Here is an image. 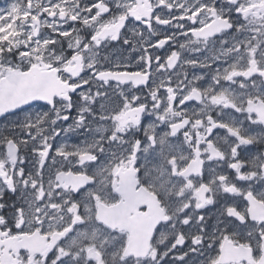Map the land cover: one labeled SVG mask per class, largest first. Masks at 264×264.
<instances>
[{"label":"flooded vegetation","instance_id":"af4514ba","mask_svg":"<svg viewBox=\"0 0 264 264\" xmlns=\"http://www.w3.org/2000/svg\"><path fill=\"white\" fill-rule=\"evenodd\" d=\"M251 2L249 14L264 16ZM15 3L0 80L35 67L60 83L56 98L83 91L69 121L65 108L35 118L36 107L0 121V213L5 191L7 207L24 209L14 232L0 231V264H179L181 252L188 264H264V79L249 71L264 68V20L228 31L208 7L226 10L225 0H100L95 18L85 9L97 0ZM40 45L53 55L25 60ZM101 68L114 83L91 75ZM105 89L101 115L94 100ZM57 141L66 154L45 165ZM129 230L136 256L126 255Z\"/></svg>","mask_w":264,"mask_h":264},{"label":"snow or ice","instance_id":"6c2138e0","mask_svg":"<svg viewBox=\"0 0 264 264\" xmlns=\"http://www.w3.org/2000/svg\"><path fill=\"white\" fill-rule=\"evenodd\" d=\"M225 2L229 3V7L226 10L222 7L216 8L215 4L208 5V7L211 9H215L217 12L220 13V15L224 18V22L227 24V30L228 31H239L242 27H244V24L251 22L249 19V16H251V20H257V19L264 20V16H262L260 14V9H257L256 12H252L251 14H249L248 9L256 7V5L251 2V0H249V2H247V3H245L244 0H225ZM261 3H264V0H261ZM15 7H16L15 0H10L8 8H0V21H7L10 23L11 17H12V11L15 9ZM99 7H100V0H97V4L87 5L85 10L88 11L89 13H92L93 8H97V11L93 14V18H95V16L101 15V13L99 12ZM200 7L203 8L204 5H201ZM110 10L111 9L109 7H105L104 12L107 13ZM225 12L234 13V15L233 16H227V15H225ZM241 21H244V24H242ZM187 24L190 25L189 30L192 32H197L200 30L199 23L197 21L188 20ZM208 35L210 36V35H212V33H209ZM204 38L206 40L208 37L206 36ZM89 40L90 41H93V40L96 41L97 47H99L102 43V40H96L95 33H93L92 35L89 36ZM249 51L255 53L256 48L253 47ZM69 56H71V53H69ZM158 59L159 58H157V62H158ZM144 68H145V65L142 64L140 66V68L128 67L125 70L128 72H131V73H135V72H142L144 70ZM110 71H112V68H107V69L101 68V69H98L96 73H92L91 75H93L94 78L99 80L102 84L114 83V82L106 81L103 79L105 72H110ZM249 71H252L254 75H257L260 78L264 79V68H261L257 65H254L253 68L249 69ZM232 75H236V74L230 73L229 75H226L224 77V79L225 80H231ZM238 75L247 77L248 72H241V73H238ZM82 91H83V89H81L80 92H75V91L71 92L67 96L66 99L55 98V99H51V100L41 99L39 102L31 101L30 106L36 107L37 109H43L42 113H38V115H41L42 117L48 116V115H53V116L59 115V109L65 108V111L68 114L63 115L61 118L64 121H69L70 119H72L73 116L78 115L79 111L81 110L80 101H81V92ZM96 97L97 98L94 100V103L98 105V107L100 109V114L103 115L104 112L106 111V106L109 105V101L111 98L109 97L106 89L104 91L98 90ZM128 99H131V98H128ZM121 106H123V102H122ZM4 119L7 120L8 116L5 115ZM81 120H83V117H81ZM52 123L55 124L56 121L53 120ZM55 148H56V150L53 151V146L48 145L47 155H46V159L44 161L45 165L54 164L56 162V159H55L56 156H62V155L66 154V153H64L63 148L60 146L59 141H57ZM72 155L75 156V153H72ZM13 159H14V157H13ZM75 162L78 163V158ZM232 167H235V165H233ZM80 170L82 171L83 169H80ZM245 170H247V169H245ZM19 171L22 174L24 173L23 168L20 169ZM28 174H31L30 171L27 174H25V176H24L25 183H27V175ZM223 178L224 177L221 176V179H223ZM81 195H85V194L81 193ZM11 199H14V197H12L10 195L9 191H5L4 200H3V204L5 205V207L3 208V212L0 213V217H2L5 220V226L0 227V231L12 230L14 232L15 231V228H14L15 215L18 212L24 210L20 205H14L11 208L7 207L8 203L10 202ZM209 203H211V201ZM9 212H11L13 215L9 216L8 215ZM188 216H189V213L185 212V214H184V224L186 225V227L184 229L185 232H188L192 228V221L188 218ZM199 220H200L202 225H206L207 222H206L204 215H200ZM232 222L235 223L236 221L233 220ZM160 227L163 228V227H165V225L162 224ZM197 235H200V233H197ZM213 238L214 237L211 235L208 237L207 245H209V246L211 245ZM201 243H204V241H201ZM189 250L195 251V247L193 245H189ZM54 258H55L54 256L49 257V261H51ZM178 259H179V264H188L187 253L181 252L179 254ZM211 259L212 258H209L207 261L202 262V264H211Z\"/></svg>","mask_w":264,"mask_h":264},{"label":"water","instance_id":"95a60500","mask_svg":"<svg viewBox=\"0 0 264 264\" xmlns=\"http://www.w3.org/2000/svg\"><path fill=\"white\" fill-rule=\"evenodd\" d=\"M60 88V83L53 74L42 72L38 68H32L28 73L10 71L6 77L0 81V120L5 115L10 116L27 108H30V102H39L41 99H55L56 93ZM128 225H122L121 228H127ZM113 228H116L113 226ZM128 230V229H127ZM132 234L131 244L126 255L136 256L135 231ZM138 253V248H137ZM140 255L137 254V257ZM145 256V255H143Z\"/></svg>","mask_w":264,"mask_h":264},{"label":"rangeland","instance_id":"374dc122","mask_svg":"<svg viewBox=\"0 0 264 264\" xmlns=\"http://www.w3.org/2000/svg\"><path fill=\"white\" fill-rule=\"evenodd\" d=\"M8 5L6 4V0H0V8H7ZM9 34H8V26L6 24V21H0V76L4 75L6 68L9 66L8 62V55H5V52L7 51V40H8ZM25 60H28V62L43 60L45 57L50 58L53 54L51 50H49V45H40V47L33 48L30 50V52L25 54ZM24 60V61H25ZM23 61V62H24ZM38 111H34L33 114L35 115V118L42 117L41 115H38ZM48 117H53V115H48ZM31 118V116H30Z\"/></svg>","mask_w":264,"mask_h":264}]
</instances>
